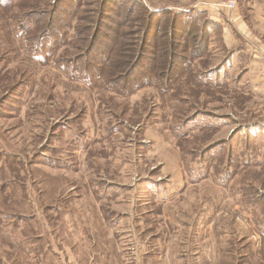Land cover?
Wrapping results in <instances>:
<instances>
[{
  "label": "rangeland",
  "instance_id": "obj_1",
  "mask_svg": "<svg viewBox=\"0 0 264 264\" xmlns=\"http://www.w3.org/2000/svg\"><path fill=\"white\" fill-rule=\"evenodd\" d=\"M117 1L114 12L108 13L112 21L106 22L116 32L125 13L119 8L130 5ZM144 1L159 10L202 0ZM99 3L88 4L85 17H91ZM20 9L13 8L9 16L22 13ZM237 9L238 0L230 13ZM66 10L64 17L72 22L67 42L55 57L39 58L38 63L28 62L30 66L21 43L8 35L11 30L2 32L0 54L10 50L13 61L0 64V185L13 182L10 195H3H15L18 205L23 204L15 212L36 215L24 221L18 237L47 238L26 253L22 245L13 246L4 233V216L12 210L0 205V264H40L39 248L45 255L47 243L71 244L61 233L65 229L75 236L94 231L93 245L110 242L111 235L109 252L115 261L122 258L118 246L127 251L137 246L138 257L145 260L139 264H236L228 259L233 251L236 262L264 264V130L260 138L231 137L235 127L228 118L200 114L189 119L202 112L231 117L243 106L231 105L225 87L199 86L203 59L184 70L180 84L167 93L146 87L125 97L74 83L56 67L55 59L75 54L77 46L84 49L89 39H75L71 15L76 12L73 5ZM93 17L97 20L98 13ZM233 18L236 23L242 20ZM83 21L90 24L89 18ZM213 42L215 47L219 43ZM108 44L103 39L100 49ZM256 101L249 105L258 116L262 111H257ZM257 116L251 115L252 120H264ZM244 118L242 123L249 122ZM211 123L218 128L200 132ZM183 135L193 141L191 155L180 149ZM219 140L226 142L202 155ZM51 178L65 185L60 181L57 186ZM87 236L81 235L83 259ZM41 262L52 263L43 257Z\"/></svg>",
  "mask_w": 264,
  "mask_h": 264
},
{
  "label": "trees",
  "instance_id": "obj_2",
  "mask_svg": "<svg viewBox=\"0 0 264 264\" xmlns=\"http://www.w3.org/2000/svg\"><path fill=\"white\" fill-rule=\"evenodd\" d=\"M93 1L97 2V0H27L23 3L20 0H0V48L3 45L2 32L4 28H8L11 30L8 35H12L15 40L18 39L24 48L23 55L26 59L28 58L27 63L31 64L33 61L36 63L37 59L49 57V55L55 57V53L67 42L72 22L67 21L64 16L66 13L69 14L66 10L67 6L73 5L76 15H71V20L74 19L73 23H75V39L79 41L84 38L86 41L89 39V43L84 49L77 46L78 51L75 54L58 56L55 59L56 67L74 83L88 88L103 87L125 97L146 87H156L161 93L172 91L180 84L184 70L191 68L197 62L196 60L203 59L208 53L213 22L205 9L192 6L184 10L167 5L159 10H152L144 0H119L123 3L129 2L130 5L128 8H119L125 13L120 30L116 32L106 22L107 19L112 21L108 13L114 12L112 4L115 3L113 7L117 6L118 1L98 0L101 3L96 10L92 11V16L85 17L88 13L86 7ZM16 7L21 8L22 13L9 16V11ZM95 12L98 13L97 20H93ZM86 18L90 20L87 26L80 23ZM10 20L14 23H10ZM105 28L110 33L104 31ZM117 35L122 38V41ZM103 39L109 41L104 51L100 49ZM11 55L12 52L6 49V52L0 54V64L13 61ZM28 68L26 66V69ZM204 70L207 73L208 69ZM208 72L212 73L213 69ZM2 73L0 70V75ZM198 77L200 78L197 82L199 86L217 87L210 80L206 81L207 77L203 78L201 73ZM14 88L15 85H12L10 91L12 92ZM74 102L76 103L75 99ZM78 114L81 115V113ZM200 114L215 115L211 112L195 113L189 119L192 120ZM215 128L218 127L211 123L201 127L200 132ZM179 140H182L180 149L183 155L193 154V149L189 147L193 141H190L187 135H183ZM224 142L226 141L219 140L211 143L202 155L215 148L218 149L225 144ZM4 150L8 153L6 149ZM215 150L213 152H216ZM52 181H55L57 186L60 181L62 185H65L63 180L58 178ZM10 184L5 185L2 182L0 185V198H3L0 205L12 210L4 216L8 223L4 233L8 239L10 238L13 246L22 245L25 250L23 252L26 253L31 246L35 248L37 244H40V240L47 236L42 234L40 236L26 235L22 239L18 237L17 230L23 226L24 221L35 220L36 215L27 216L14 211L23 204L18 205L20 202L15 195L11 197L3 195H10L8 192ZM57 210L62 213L67 211ZM233 256L228 259L236 264H243L245 261L236 262L237 256L234 251ZM225 264H231V262L226 261Z\"/></svg>",
  "mask_w": 264,
  "mask_h": 264
},
{
  "label": "crops",
  "instance_id": "obj_3",
  "mask_svg": "<svg viewBox=\"0 0 264 264\" xmlns=\"http://www.w3.org/2000/svg\"><path fill=\"white\" fill-rule=\"evenodd\" d=\"M195 3L190 2L186 7H192ZM208 16L213 22V28L211 29L210 47L203 58L207 65L203 64L205 66H201V69H208V71L213 69V72L207 71L206 73L203 70L201 75L203 78L207 77L206 81L210 80L215 83L217 88L223 89L225 87L226 91L229 90L232 95V106L235 103L239 107L240 102L241 106L243 105L241 109L238 108V113L233 110L231 113L233 117L230 115L220 117L218 114L209 117H216V119L221 120L230 119L235 127L231 137L238 135L239 138L243 136L246 139L249 137L260 138L264 130V120L254 118L252 120L251 115L254 117L257 115L255 116L254 109H251L254 106L249 104L253 99L260 101L258 103L256 101L257 108H255L262 112L257 117L264 116V0H238V9L234 11V15L229 11H208ZM233 16L237 18L236 21L241 18L242 20L236 23ZM243 19L247 21L249 26ZM216 39L219 43L215 47L213 41ZM249 112H252L250 116ZM244 117H248L246 121L249 122L242 123L241 120L245 119ZM62 232H65L62 235H65L67 240L71 239L69 240L71 244L65 240L62 243L58 241L48 243L45 248V252H47L45 255L43 250L39 248L40 264H43L41 262L42 257L44 260L50 258L51 264H128V262L139 264L141 260L145 261L138 257L139 248L137 246L131 247L128 251L118 246L122 258L115 261L114 254L109 252L112 247L111 235L107 234L111 238L110 242L105 243L103 241L102 244L93 245L95 232L92 230L88 233L86 231L79 233L76 236L69 232V229ZM86 234H93L94 237ZM81 235L85 238L88 237L87 243L89 245L86 246L88 253L85 259H83V255L85 256L84 248L80 245L82 242ZM92 245L93 250H91ZM145 259L155 262L154 259Z\"/></svg>",
  "mask_w": 264,
  "mask_h": 264
},
{
  "label": "built area",
  "instance_id": "obj_4",
  "mask_svg": "<svg viewBox=\"0 0 264 264\" xmlns=\"http://www.w3.org/2000/svg\"><path fill=\"white\" fill-rule=\"evenodd\" d=\"M237 4V0H225V1H215V0H202L198 1L193 5V7H199L201 9H205L207 11L211 12H217V11H232L233 8H235ZM184 9L185 8H179Z\"/></svg>",
  "mask_w": 264,
  "mask_h": 264
}]
</instances>
